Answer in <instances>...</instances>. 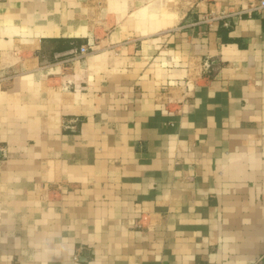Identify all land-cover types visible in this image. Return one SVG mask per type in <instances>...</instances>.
I'll list each match as a JSON object with an SVG mask.
<instances>
[{
    "label": "crops",
    "instance_id": "0c3cea01",
    "mask_svg": "<svg viewBox=\"0 0 264 264\" xmlns=\"http://www.w3.org/2000/svg\"><path fill=\"white\" fill-rule=\"evenodd\" d=\"M257 1L0 0V264H264Z\"/></svg>",
    "mask_w": 264,
    "mask_h": 264
},
{
    "label": "built area",
    "instance_id": "2783aa9c",
    "mask_svg": "<svg viewBox=\"0 0 264 264\" xmlns=\"http://www.w3.org/2000/svg\"><path fill=\"white\" fill-rule=\"evenodd\" d=\"M262 9H264V0H259L255 3H252L251 5H249V7L245 10H238V11L234 12L233 15L241 18V17H243V15H251L254 11H261ZM223 17H226V15H223ZM214 18H215L214 15H211V16L205 15L203 17V21L209 22L210 20H212ZM225 24H229L228 20L225 21ZM91 49H93L91 43H89V42L81 43L80 45L76 46L72 50V53H74V55H76L78 57H83L87 53H89ZM211 68H212L211 60L209 58H206L203 62V66L201 68L203 75L207 76L208 73L211 71ZM74 259H78V255L75 254Z\"/></svg>",
    "mask_w": 264,
    "mask_h": 264
}]
</instances>
